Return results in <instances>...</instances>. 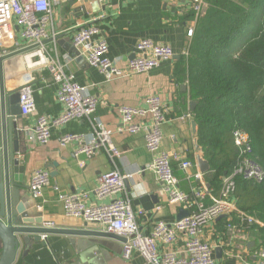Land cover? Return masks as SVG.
Returning a JSON list of instances; mask_svg holds the SVG:
<instances>
[{
  "label": "crops",
  "instance_id": "crops-1",
  "mask_svg": "<svg viewBox=\"0 0 264 264\" xmlns=\"http://www.w3.org/2000/svg\"><path fill=\"white\" fill-rule=\"evenodd\" d=\"M79 6L80 3L73 5L72 0L54 2L52 26L49 27L52 39L46 44L57 52L65 71L73 73L76 82L88 88L89 95L99 99L97 111L90 120H74L52 129L48 146L29 141L24 135L16 159L19 154L24 156L23 163H20L26 168L25 182L28 187L37 170L49 172L51 185L46 189L44 200L35 201L30 190L27 194L44 222L54 223L55 228L70 230L104 231L101 225L66 217L63 204L58 200L59 194L52 187L57 186L63 194L92 192L102 174L115 169L122 174H133L134 179L128 182L126 191L118 198L128 199L136 212H144L137 217V223L143 234H150L154 224L159 221H177L182 208L168 204L156 174L150 170L156 155L148 150L145 132H123L120 112L122 108L145 109L148 99L153 96L160 99L166 116L161 150L177 157L172 162L173 172L179 179L180 189L190 194L195 182L187 180L181 164L192 157L196 163L192 129V121L195 120L188 80L180 68L184 64V51H188L191 42L189 30L192 22H195L188 16L195 11L191 0H111L101 5L104 11L95 15H87ZM93 18L100 19L97 26L101 30L100 38L108 43V57L118 68L126 71L125 76L108 82L100 70L89 66L85 58L78 61L68 53L73 48L72 37L77 27ZM54 34L57 36L55 41ZM144 40L171 47L175 57L149 74L130 73L128 64L140 56L137 47ZM17 42L12 45L11 51L24 45L19 39ZM65 56L71 58L65 59ZM5 77L7 92L20 91L27 84L33 88L36 112L29 117L21 115V127L33 129L40 118L54 120L65 113L66 107L57 97L58 86L50 72L28 70L23 55L5 63ZM187 115L192 118L180 121ZM138 121L153 124L147 117ZM99 125L112 131V145L119 156L114 157L112 152L102 149L88 158L78 155L77 142L61 145L60 140L68 134L89 140L94 128ZM197 167L195 170H199ZM110 201H99L91 194L90 202L94 204H107ZM158 206L162 208L160 212H156ZM235 218L222 216L210 222L204 230L202 239L213 247L214 264H259L257 254L264 248V225L257 223L254 227L246 226ZM43 240L45 242H33L27 246L22 244L14 264H147L139 252H135L130 260L124 259V244L119 240L71 236H49ZM182 247L183 242L179 241L172 250ZM159 249H163V246H159Z\"/></svg>",
  "mask_w": 264,
  "mask_h": 264
},
{
  "label": "built area",
  "instance_id": "built-area-1",
  "mask_svg": "<svg viewBox=\"0 0 264 264\" xmlns=\"http://www.w3.org/2000/svg\"><path fill=\"white\" fill-rule=\"evenodd\" d=\"M56 1L58 0H0V58L17 51H11L10 48L18 44V39L24 44L18 50L33 47L34 49L23 55L26 68L50 72L58 86L57 97L66 107L65 113L59 118L54 120L40 118L33 129L26 127L22 129L29 141L37 142L42 146L50 144L52 129L65 126L74 120H90L99 105V99L89 95L88 88L79 85L73 73L65 71L57 52L46 44L52 39L49 27L52 26ZM93 1L106 5L111 0ZM203 1L205 0H191L197 18L203 11ZM99 21V18H93L77 27L72 37L74 49L72 57L85 58L89 66L100 70L109 82L125 76L126 71L118 68L108 57L109 46L106 40L100 38L101 30L97 26ZM193 34L192 26L189 36ZM56 37L54 34V41ZM137 49L140 56L128 64L130 73L149 74L175 57L171 47L155 44L149 40L140 42ZM66 58L71 57L65 56ZM19 104L21 115L24 117L36 112L31 85H23L20 88ZM120 113L123 132L128 134L145 132L148 150L156 155L150 170L156 174L168 204L188 211L189 215L172 223L159 221L154 224L150 234H143L139 229L137 217H141L144 212L142 210L136 212L128 199L118 198V195L124 194L128 182L133 180L134 176L122 174L115 169L99 176L98 186L92 192L63 194L57 186L52 187L59 194L58 200L63 204L66 217L101 225L103 232L126 239L123 250V257L126 260H130L135 252H139L147 264H214L213 247L202 239L204 230L210 222L222 216L233 218L235 216L240 224L246 226L258 223L254 218L239 211L232 199L235 194L236 177L256 182L264 181V171L254 158H250L253 150L250 136L239 130L234 132L236 146L244 150L249 157L245 158L242 166L232 175L224 178L219 198H215L206 187L205 175L200 170H195L196 163L194 165L189 160L182 161L181 168L187 180L195 182L191 193L188 194L180 189L179 179L172 169V162L177 160V157L161 150L162 127L166 122V116L160 99L157 96L150 97L147 108H122ZM143 117L152 120L153 124L147 125L138 121ZM191 118V115H187V118L183 117L180 121L185 122ZM112 135L111 130L99 125L98 128H94L91 138L87 141L83 136L68 134L60 142L62 146L73 142L79 143L78 155L88 158L102 149L109 150L114 157H117L120 154L112 145ZM23 157L19 154L17 160L23 163ZM50 185L49 172L43 169L37 170L29 184L32 198L35 201H43L46 189ZM91 194L99 201L107 199L111 201L107 204H94L90 202ZM39 208L41 210V207ZM161 210V206L156 208V212ZM45 226L55 228V224L51 222L45 223ZM179 241L183 242V247L173 251L172 247ZM159 246H163L164 250L161 251ZM257 257L259 264H264V248L258 251Z\"/></svg>",
  "mask_w": 264,
  "mask_h": 264
},
{
  "label": "trees",
  "instance_id": "trees-1",
  "mask_svg": "<svg viewBox=\"0 0 264 264\" xmlns=\"http://www.w3.org/2000/svg\"><path fill=\"white\" fill-rule=\"evenodd\" d=\"M205 2L180 72L196 103L198 142L211 168L205 181L219 198L224 178L249 157L236 146L235 131L250 136V158L264 171V0ZM188 160L195 165L194 157ZM235 182L237 209L264 225V181Z\"/></svg>",
  "mask_w": 264,
  "mask_h": 264
},
{
  "label": "water",
  "instance_id": "water-1",
  "mask_svg": "<svg viewBox=\"0 0 264 264\" xmlns=\"http://www.w3.org/2000/svg\"><path fill=\"white\" fill-rule=\"evenodd\" d=\"M78 3L79 8L87 15H95L105 9L93 0H72L73 5ZM32 49L34 48H24L0 58V264H14L22 244L27 246L33 242H45L43 237L71 236L119 240L123 244L127 242L118 235L97 230L47 228L43 216L37 214L36 205L30 201L27 194L29 187L25 182L26 168L16 159L20 141L26 136L22 131L25 126L21 127L20 123L21 109L19 94L17 95L19 90L6 91L5 63L25 55ZM73 51L74 49L70 48L68 53L74 56ZM83 59L77 58L78 61ZM195 107L196 103L193 102L192 111ZM192 129L196 145V163L200 172L206 175L211 168L198 144V126L195 121H192ZM206 187L209 189L208 183ZM188 215V211L181 209L177 220Z\"/></svg>",
  "mask_w": 264,
  "mask_h": 264
},
{
  "label": "rangeland",
  "instance_id": "rangeland-1",
  "mask_svg": "<svg viewBox=\"0 0 264 264\" xmlns=\"http://www.w3.org/2000/svg\"><path fill=\"white\" fill-rule=\"evenodd\" d=\"M205 6H206V2L205 1H203V11H202V13L201 14H203L204 13V9H205ZM196 17V16H195ZM199 20V18H195V22H192V26L195 28L196 27V25H197V21ZM184 55H185V57H188V52H187V50L186 51H184Z\"/></svg>",
  "mask_w": 264,
  "mask_h": 264
}]
</instances>
